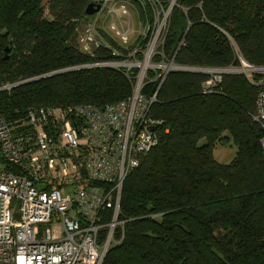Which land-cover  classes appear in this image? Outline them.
Listing matches in <instances>:
<instances>
[{
    "label": "trees",
    "instance_id": "16d2710c",
    "mask_svg": "<svg viewBox=\"0 0 264 264\" xmlns=\"http://www.w3.org/2000/svg\"><path fill=\"white\" fill-rule=\"evenodd\" d=\"M92 1L103 4L0 0V112L15 132L28 128L32 106L104 107L127 100L134 75L100 64L145 48L164 7L168 16L154 60L226 68L240 65L241 54L264 66V0H116L133 5L147 33L124 46L99 29L105 40L85 52L73 42L79 25L99 14H86ZM209 77L180 69L163 80L150 110L156 143L125 180L124 235L117 231L102 264H264V126L255 120L257 87L242 73H226L205 93ZM158 86L159 80L149 82L143 92L153 95ZM230 139L237 154L220 163L214 148Z\"/></svg>",
    "mask_w": 264,
    "mask_h": 264
},
{
    "label": "built area",
    "instance_id": "2783aa9c",
    "mask_svg": "<svg viewBox=\"0 0 264 264\" xmlns=\"http://www.w3.org/2000/svg\"><path fill=\"white\" fill-rule=\"evenodd\" d=\"M102 1L104 6L109 0ZM87 29V39L99 46L92 26ZM153 44L146 53L148 45L136 47L127 60L100 64L134 75L127 100L104 107L32 106L23 134L0 112V264H102L117 231L124 235V183L156 143L150 110L169 72L209 74L205 93L213 92L226 73L246 75L257 87L255 120L264 126V66L238 54V66L182 67L152 59ZM138 52L142 60L135 58ZM155 80L158 90L145 94L144 86Z\"/></svg>",
    "mask_w": 264,
    "mask_h": 264
},
{
    "label": "rangeland",
    "instance_id": "374dc122",
    "mask_svg": "<svg viewBox=\"0 0 264 264\" xmlns=\"http://www.w3.org/2000/svg\"><path fill=\"white\" fill-rule=\"evenodd\" d=\"M167 16L168 9H165L164 7L160 14L157 15V25L153 32V40L145 49H143L146 53L148 48L151 49L154 42L152 59H154V56L158 51L166 26ZM89 26H92V32L95 35L94 39L97 40L98 43L105 40V36L99 31V29H102L106 34L114 36L124 46H129L131 43H134L138 39L139 35H144L148 31L147 28L142 27L138 22L137 11L133 5L130 3L117 2L116 0H109L107 4L103 6L101 12L96 18L82 22L77 28L73 45L85 52H89V50L92 51L95 47H97L95 42L88 40L86 37L87 28ZM133 53L131 54L132 56ZM164 65L166 67L169 66L170 68V62L164 61ZM22 82L23 81L19 82V84ZM15 85H6V88L13 87ZM201 143H205V141L202 140ZM213 154L218 162L229 164L233 161L237 154V146L233 139H230L225 144H217L214 148Z\"/></svg>",
    "mask_w": 264,
    "mask_h": 264
},
{
    "label": "water",
    "instance_id": "95a60500",
    "mask_svg": "<svg viewBox=\"0 0 264 264\" xmlns=\"http://www.w3.org/2000/svg\"><path fill=\"white\" fill-rule=\"evenodd\" d=\"M102 8H103V4L102 3L92 1V2H90L88 4V6L86 7L85 11H86L87 15H95V14L100 13ZM11 51H12V47L8 46L6 48V53H10ZM5 58L8 59L9 58V54H6ZM56 73L57 72H53V73H51L49 75H53V74H56ZM49 75H46V76H49ZM43 77H45V76H42L41 78H43ZM36 79H39V78H36ZM22 83H26V82H22ZM22 83H20V84H22ZM17 85H19V83Z\"/></svg>",
    "mask_w": 264,
    "mask_h": 264
},
{
    "label": "bare ground",
    "instance_id": "6f19581e",
    "mask_svg": "<svg viewBox=\"0 0 264 264\" xmlns=\"http://www.w3.org/2000/svg\"><path fill=\"white\" fill-rule=\"evenodd\" d=\"M154 48V47H153Z\"/></svg>",
    "mask_w": 264,
    "mask_h": 264
}]
</instances>
